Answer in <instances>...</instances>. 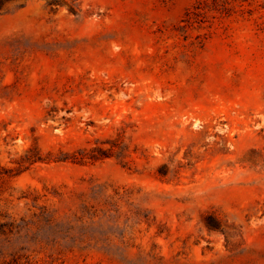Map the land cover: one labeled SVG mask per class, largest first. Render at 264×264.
<instances>
[{"label":"rangeland","instance_id":"rangeland-1","mask_svg":"<svg viewBox=\"0 0 264 264\" xmlns=\"http://www.w3.org/2000/svg\"><path fill=\"white\" fill-rule=\"evenodd\" d=\"M50 2L0 10V264H264V0Z\"/></svg>","mask_w":264,"mask_h":264},{"label":"trees","instance_id":"trees-1","mask_svg":"<svg viewBox=\"0 0 264 264\" xmlns=\"http://www.w3.org/2000/svg\"><path fill=\"white\" fill-rule=\"evenodd\" d=\"M5 1H12V0H0V10H1V7ZM24 1H27V0H24ZM211 1H212V3L216 4L220 0H211ZM223 1H225V0H223ZM62 4L68 5L70 10L74 13L79 12V9L75 5V0H51V2H50V5H62ZM23 5H24V3H21L19 6L22 7ZM196 10L199 12V14H201V11L203 9L200 8V5H199V6H196Z\"/></svg>","mask_w":264,"mask_h":264}]
</instances>
